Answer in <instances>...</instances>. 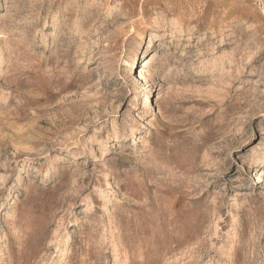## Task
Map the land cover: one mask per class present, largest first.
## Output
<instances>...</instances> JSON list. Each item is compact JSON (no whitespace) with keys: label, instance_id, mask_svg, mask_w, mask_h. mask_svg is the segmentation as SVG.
Returning <instances> with one entry per match:
<instances>
[{"label":"rangeland","instance_id":"obj_1","mask_svg":"<svg viewBox=\"0 0 264 264\" xmlns=\"http://www.w3.org/2000/svg\"><path fill=\"white\" fill-rule=\"evenodd\" d=\"M263 160L264 0H0V264H264Z\"/></svg>","mask_w":264,"mask_h":264},{"label":"bare ground","instance_id":"obj_2","mask_svg":"<svg viewBox=\"0 0 264 264\" xmlns=\"http://www.w3.org/2000/svg\"><path fill=\"white\" fill-rule=\"evenodd\" d=\"M152 40H153V37L150 39V41H149V44H148V46H150L151 45V43H152ZM141 47V46H140ZM143 49V48H142ZM136 50V49H135ZM143 55V51H140V48L138 49V50H136V52H135V54H134V56H133V58L131 59V61L128 63L129 64V74L133 71V69H134V67L136 66V64H137V60H138V58L140 59L141 58V56ZM127 71V72H128ZM134 76H137V80L138 81H142V79H143V75L141 74V72L139 73V75L137 74V73H135L134 74ZM149 109H151V108H149ZM150 111H152V110H148V112H147V114L146 115H148V113H150ZM146 115H144V117L146 116ZM134 130H138V131H140V130H142V127H135L134 128ZM133 130V131H134ZM260 163H264V160L263 161H260Z\"/></svg>","mask_w":264,"mask_h":264}]
</instances>
